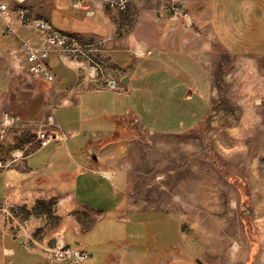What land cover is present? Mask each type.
I'll return each mask as SVG.
<instances>
[{"label":"crops","instance_id":"1","mask_svg":"<svg viewBox=\"0 0 264 264\" xmlns=\"http://www.w3.org/2000/svg\"><path fill=\"white\" fill-rule=\"evenodd\" d=\"M72 2L27 4L84 53H52L53 82L24 72L19 41L4 29L27 31L0 19V264H11V246L39 264L67 246L86 256L80 264H208L174 260V240L178 251L189 247L181 215L142 206L134 174L152 146L185 156L196 147L204 160L206 138L238 136L221 130L230 114L214 107L235 104L237 59H264V0H178L186 13L178 19L168 15L171 0H132L125 11L83 0L88 15ZM113 79L122 92L99 88ZM258 102L264 96L250 104ZM39 131L56 139L39 147Z\"/></svg>","mask_w":264,"mask_h":264},{"label":"rangeland","instance_id":"2","mask_svg":"<svg viewBox=\"0 0 264 264\" xmlns=\"http://www.w3.org/2000/svg\"><path fill=\"white\" fill-rule=\"evenodd\" d=\"M237 66L235 104L214 110L228 111L221 130L237 129L238 136L206 138L204 160L196 147L185 156L151 145L143 155L144 165L134 174L133 189L140 194L142 206L159 210L165 205L181 215V231L189 247L178 251L180 238L174 240V260L243 264L264 259V102L250 104L264 96V71L260 70L264 59H237ZM13 218L7 219L11 223ZM160 224L157 217V231ZM173 232L178 234L175 225ZM218 234L226 242L222 248ZM229 234L232 237L226 240ZM11 248L14 255L5 254L11 264L24 259L39 264L20 248Z\"/></svg>","mask_w":264,"mask_h":264},{"label":"built area","instance_id":"3","mask_svg":"<svg viewBox=\"0 0 264 264\" xmlns=\"http://www.w3.org/2000/svg\"><path fill=\"white\" fill-rule=\"evenodd\" d=\"M72 7L89 14L83 0H72ZM132 0H101L109 10L125 11ZM28 0H0V19L15 18L20 28L27 31V36H19L16 29L5 26L4 33L15 37L19 41L18 53L21 55L24 72L31 77H39L47 82L54 81V75L48 66V60L52 53L64 58H76L84 56L79 41L73 36L63 33L53 27L51 22L44 18H34L27 7ZM168 15L174 19L184 18L186 13L178 6V0H171L168 7ZM9 65L19 62L15 52L8 55ZM100 89L122 92L120 82L116 79L103 81ZM56 139L55 133L39 131L36 140L39 147H45ZM5 167L0 163V168ZM86 256L78 249L61 247L52 250L45 258L44 264L54 263H82Z\"/></svg>","mask_w":264,"mask_h":264},{"label":"bare ground","instance_id":"4","mask_svg":"<svg viewBox=\"0 0 264 264\" xmlns=\"http://www.w3.org/2000/svg\"><path fill=\"white\" fill-rule=\"evenodd\" d=\"M1 168H3V167H1Z\"/></svg>","mask_w":264,"mask_h":264}]
</instances>
